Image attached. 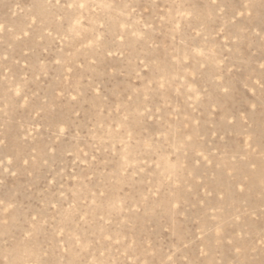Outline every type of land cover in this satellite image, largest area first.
<instances>
[{
	"label": "rangeland",
	"instance_id": "obj_1",
	"mask_svg": "<svg viewBox=\"0 0 264 264\" xmlns=\"http://www.w3.org/2000/svg\"><path fill=\"white\" fill-rule=\"evenodd\" d=\"M262 84L264 0H0V264H264Z\"/></svg>",
	"mask_w": 264,
	"mask_h": 264
},
{
	"label": "snow or ice",
	"instance_id": "obj_2",
	"mask_svg": "<svg viewBox=\"0 0 264 264\" xmlns=\"http://www.w3.org/2000/svg\"><path fill=\"white\" fill-rule=\"evenodd\" d=\"M81 7H83V5H81ZM259 83V82H258ZM262 88H264V84L261 85ZM225 91H228L227 89H225Z\"/></svg>",
	"mask_w": 264,
	"mask_h": 264
}]
</instances>
